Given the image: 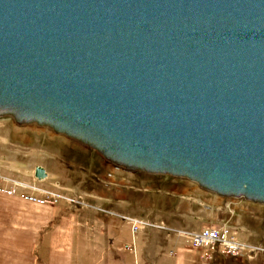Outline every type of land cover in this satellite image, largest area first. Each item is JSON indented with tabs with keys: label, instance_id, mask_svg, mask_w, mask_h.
<instances>
[{
	"label": "water",
	"instance_id": "1",
	"mask_svg": "<svg viewBox=\"0 0 264 264\" xmlns=\"http://www.w3.org/2000/svg\"><path fill=\"white\" fill-rule=\"evenodd\" d=\"M0 117L264 205V0H0Z\"/></svg>",
	"mask_w": 264,
	"mask_h": 264
},
{
	"label": "rangeland",
	"instance_id": "2",
	"mask_svg": "<svg viewBox=\"0 0 264 264\" xmlns=\"http://www.w3.org/2000/svg\"><path fill=\"white\" fill-rule=\"evenodd\" d=\"M105 161L95 151L65 136L56 135L51 130L35 125L19 126L10 117H0V185L14 189V193L20 192L23 198L25 194L34 193L32 190L34 187L53 191L60 195L57 202L52 196L43 194L40 189H38L40 192L34 194L47 198L48 202L44 205L66 203L70 211H76L79 215L82 212L85 221L82 228L84 249L85 252L87 251L85 264H114L113 253H116L115 264H122L123 256L131 264H139L142 258L138 256L136 237L149 231L159 232V236L163 231L167 236L175 237L183 248L196 253L198 260L206 264H221V262L225 264L230 259L238 261V264H264V230L259 228L264 214L262 205L257 208L256 205L237 202L231 206L226 238H235L242 244V249L238 254L222 255L213 246L195 245L189 234L191 231L198 232L204 228H216L219 223L203 222L202 218L199 220L195 217L196 219L192 218V222L198 226L169 224L168 219H163V217L170 218L166 209L165 211L159 209L156 215V211L154 209L152 211L150 207L154 205L158 210L155 203L159 201L161 206L166 201L167 204L176 190L210 202L217 197L216 194L200 189L197 184L189 180L167 175L139 174L140 171L130 173ZM37 165L45 168L49 175L45 181L52 183H45L34 177ZM51 174H56V177L53 178ZM14 181L32 187L18 185L14 188ZM55 188L59 189L55 191ZM145 188L147 189L144 190ZM162 190L169 193L171 198L166 200ZM133 191L141 193V198H146L142 199V206L136 202L135 196L129 197ZM94 194L103 198L114 196L115 200L99 201L94 198ZM118 196L129 198L121 203ZM146 200L149 203H146ZM151 200H154V204L150 203ZM97 213L103 214L102 218L108 215L107 219L105 223L92 225L93 218H98ZM237 215H242L249 223L255 218L254 231L245 235L242 228L234 224ZM137 220L140 222L137 230H134ZM200 222L202 225H199ZM252 249L256 250L257 257L249 254ZM171 252L174 253L175 250L172 249Z\"/></svg>",
	"mask_w": 264,
	"mask_h": 264
},
{
	"label": "crops",
	"instance_id": "3",
	"mask_svg": "<svg viewBox=\"0 0 264 264\" xmlns=\"http://www.w3.org/2000/svg\"><path fill=\"white\" fill-rule=\"evenodd\" d=\"M13 168L16 169L14 165ZM17 169L19 170V168ZM52 177L55 178L56 174H53ZM49 182L52 183V181H45V183ZM56 183L60 185L58 181ZM52 188L54 187L52 186ZM55 189L57 191L59 188ZM131 194L129 197L135 196L136 202L142 206V199L146 198H141L142 194L138 192L133 191ZM165 195L166 200L171 198L169 193L163 191V197ZM94 196L99 201L112 202L115 200L114 196L106 198L97 196V194ZM172 196L173 198L169 199L167 204L164 201L159 206L160 203L157 201L155 205L158 210L154 205L150 206L151 210L154 209L158 215L159 209L163 211L166 209L170 218L163 217V219H168L169 224L182 223L187 227L194 225L192 218L196 219L195 217L199 220L202 218L203 222L227 224L231 206L237 202L256 205L257 208H260L259 205L245 199L225 198L218 195L211 202L203 198H193L180 190H176ZM129 197L118 196L121 203ZM153 202L154 200H151L150 203L154 204ZM262 207L264 209V206ZM111 210L115 211V209ZM102 215L97 213L98 218H93L92 225L99 222L105 223L108 215H104V218ZM262 218L259 224L260 230H264V214ZM234 224L241 227L245 235L253 232L256 227L255 218L249 223L242 215H237L234 218ZM84 225L82 212L79 215L76 211H70L69 208L67 209L66 203L44 205L26 200L20 192L14 195L0 192V264H85L87 251L85 252L86 249H84L82 229ZM199 225H202V222ZM146 233L147 236H145ZM136 245L138 256L142 258V262L139 264H206L198 260L196 253L183 248L179 240L173 236H167L163 231L160 236L159 232L153 231L137 236ZM172 249L175 250L174 253L171 252ZM151 250L152 253H150ZM112 256L116 260V253H113ZM221 257L223 258V256ZM122 258V264H131L125 256ZM227 262L230 264L239 263L232 259Z\"/></svg>",
	"mask_w": 264,
	"mask_h": 264
},
{
	"label": "built area",
	"instance_id": "4",
	"mask_svg": "<svg viewBox=\"0 0 264 264\" xmlns=\"http://www.w3.org/2000/svg\"><path fill=\"white\" fill-rule=\"evenodd\" d=\"M14 188L16 186H21V187H32L29 184H22L20 182L14 181ZM36 188V187H34ZM40 189V188H37ZM41 190V189H40ZM0 191L1 192H6L9 194H13L15 192L14 189L12 188H8L6 186L0 185ZM41 192H43V194L45 195H50L53 198H55L56 202L58 201V197L60 196L59 194H56L53 191H45V190H41ZM35 193V191H34ZM34 193H29V194H25L24 197L27 199H31V201L36 202V203H40V204H45L48 202L47 198H45L44 196H38ZM59 195V196H58ZM136 222V221H135ZM138 221L134 227V230H137L138 228ZM228 225L227 224H218V226L216 228H204L198 232L196 231H191L189 234L192 237L193 243L195 245H206V246H213V248L217 249V251L219 252V254H227V253H233V254H238L240 252V250L242 249V244L237 241L235 238L232 239H227V233H228ZM220 247V248H219ZM256 250L252 249L250 251V255H255Z\"/></svg>",
	"mask_w": 264,
	"mask_h": 264
},
{
	"label": "bare ground",
	"instance_id": "5",
	"mask_svg": "<svg viewBox=\"0 0 264 264\" xmlns=\"http://www.w3.org/2000/svg\"><path fill=\"white\" fill-rule=\"evenodd\" d=\"M61 136V135H60ZM69 139V138H68ZM117 167V166H116ZM118 169H122V168H119V167H117ZM125 170V169H124ZM127 172H130V173H132L133 171H128V170H126ZM137 172H139V171H137ZM136 172V173H137ZM133 173H135V172H133ZM141 173H144V174H148V175H157V174H152V173H146V172H141ZM34 174H35V170H34ZM162 176V175H161ZM163 176H166V175H163ZM167 176H169V175H167ZM34 177H35V175H34ZM169 177H173V176H169ZM38 179V178H37ZM48 179V174H47V178H45V179H42L41 181H44V180H47ZM179 179H184V178H179ZM40 180V179H39ZM184 180H188V179H184ZM190 181V180H189ZM190 182H192V181H190ZM193 183V182H192ZM17 187V186H16ZM26 188H28V187H26ZM31 188V187H30ZM32 190H33V192L35 191V192H40L37 188H32ZM4 193H6V192H4ZM7 194H9V193H7ZM15 194V193H14ZM14 194H9V195H14ZM25 198V197H24ZM26 199V198H25ZM26 200H28V201H31V199H29V198H27ZM246 201H249V200H246ZM31 202H33V201H31ZM249 202H252V201H249ZM252 203H255V202H252ZM255 204H257V205H262V206H264L263 204H259V203H255ZM136 223H137V221H136ZM255 255H256V253H255ZM256 257H257V255H256Z\"/></svg>",
	"mask_w": 264,
	"mask_h": 264
},
{
	"label": "flooded vegetation",
	"instance_id": "6",
	"mask_svg": "<svg viewBox=\"0 0 264 264\" xmlns=\"http://www.w3.org/2000/svg\"><path fill=\"white\" fill-rule=\"evenodd\" d=\"M71 140V139H70ZM80 144V143H79ZM83 146V145H82ZM105 162H107V161H105ZM107 163H109V162H107ZM110 164H113V163H111L110 162ZM114 165V164H113ZM115 167H116V165H114ZM123 170V169H122ZM138 173V172H137ZM141 172H139V174H140ZM142 174V173H141Z\"/></svg>",
	"mask_w": 264,
	"mask_h": 264
}]
</instances>
